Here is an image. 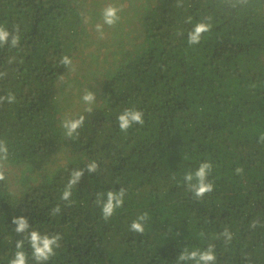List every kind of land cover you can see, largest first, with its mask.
Segmentation results:
<instances>
[{
    "label": "trees",
    "instance_id": "1",
    "mask_svg": "<svg viewBox=\"0 0 264 264\" xmlns=\"http://www.w3.org/2000/svg\"><path fill=\"white\" fill-rule=\"evenodd\" d=\"M197 23L211 27L190 45ZM0 25L10 33L0 96L15 95L0 102V264L31 230L61 236L46 264H205L209 245L216 260L207 264H264V0H0ZM84 59L83 92L70 69ZM129 108L144 122L122 132L117 117ZM81 116L67 136L62 121ZM204 162L213 190L197 198L190 185ZM121 189L122 206L105 219L107 193ZM20 215L30 228L17 234ZM23 248L36 264L27 239Z\"/></svg>",
    "mask_w": 264,
    "mask_h": 264
},
{
    "label": "clouds",
    "instance_id": "2",
    "mask_svg": "<svg viewBox=\"0 0 264 264\" xmlns=\"http://www.w3.org/2000/svg\"><path fill=\"white\" fill-rule=\"evenodd\" d=\"M118 9L112 5H109L104 8L103 10V23L112 26L114 25L119 17L117 15ZM211 25L205 23H197L194 26V29L189 32L188 34V43L196 44L199 42L201 34L208 32L210 30ZM97 31L102 30V25H96ZM9 31L5 29L3 25H0V47H3L5 43L8 42L9 38ZM19 35H13L11 39L10 46L16 47L19 43ZM60 63L65 66H70L72 64V60L69 56L63 55L60 59ZM2 75V74H0ZM81 99L86 104H91L94 99V94L90 91H86ZM7 101L8 103L15 102V95L9 92L6 96H0V102ZM87 111H91V108H87ZM83 117H79L77 119H65L62 121V127L66 129V135L71 137L74 132L78 128L83 125ZM117 122L119 129L122 132H126L133 123L143 124V113L133 108L125 109L121 114L117 117ZM260 140L264 141V134H261ZM8 154V149L4 141H0V160H6ZM211 164L208 162H204L200 164L198 170L194 173L197 183L194 185H190V188L194 191V195L197 198L203 197L205 193L211 192L213 190V185L211 183L205 182V178L207 172L211 169ZM87 169L89 173L96 171L97 164L93 161L92 163L87 165ZM237 172L242 171L241 169H236ZM82 170H76L71 173V176L68 180L67 185L61 192L60 200L69 202L70 197L72 195V187L76 184L79 178L82 175ZM3 172H0V181L4 180ZM193 179V174H186L185 180L191 181ZM123 197H124V190L121 189L119 192H111L107 193V200L106 202L102 203L101 206V214L105 219H108L110 216L113 215L114 211L122 206L123 204ZM60 212V206L56 205L52 211L51 215H56ZM146 218V214L141 215L138 217V220H144ZM11 223L15 225L14 231L17 234L24 233L26 230L30 228L29 221L27 217L20 215V216H13L11 218ZM130 229L138 232L143 233L144 227L141 223L137 220H134L131 225ZM221 235L226 237L227 240H231V233L225 229ZM27 239L30 248H31V256L36 262V264H46L52 257L56 255V249L59 248L60 244L59 241L61 236L57 234L48 235V234H41L37 230L28 231ZM25 239H20L15 242V252L13 257L10 258L8 264H26V253L24 251L23 245L25 243ZM214 246L209 245L206 251L199 252V260L204 261L205 264L207 262L216 260L215 252L213 250ZM198 255V250L192 251L187 257L184 254L180 255V259L185 258H196Z\"/></svg>",
    "mask_w": 264,
    "mask_h": 264
},
{
    "label": "rangeland",
    "instance_id": "3",
    "mask_svg": "<svg viewBox=\"0 0 264 264\" xmlns=\"http://www.w3.org/2000/svg\"><path fill=\"white\" fill-rule=\"evenodd\" d=\"M85 54V52H84ZM87 62V59H84V60H78L76 63H75V67H72L70 70H73V73L75 74V77H74V82H78V84L80 85V88H81V91L84 92V87L87 86V83L88 81H90L91 79H88L90 78V75L91 73L87 71V69L83 66L84 63ZM70 72V71H68ZM86 76L88 78H86ZM66 80L67 81H70V76H67L66 77Z\"/></svg>",
    "mask_w": 264,
    "mask_h": 264
}]
</instances>
